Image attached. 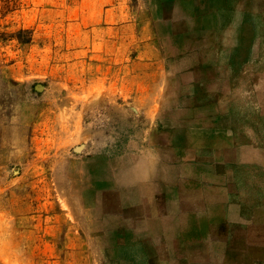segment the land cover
Returning <instances> with one entry per match:
<instances>
[{"label": "rangeland", "instance_id": "374dc122", "mask_svg": "<svg viewBox=\"0 0 264 264\" xmlns=\"http://www.w3.org/2000/svg\"><path fill=\"white\" fill-rule=\"evenodd\" d=\"M0 264H264V0H0Z\"/></svg>", "mask_w": 264, "mask_h": 264}]
</instances>
